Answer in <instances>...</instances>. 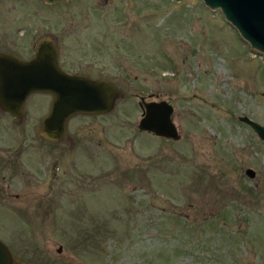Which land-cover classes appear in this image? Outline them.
Returning a JSON list of instances; mask_svg holds the SVG:
<instances>
[{
    "label": "rangeland",
    "instance_id": "1",
    "mask_svg": "<svg viewBox=\"0 0 264 264\" xmlns=\"http://www.w3.org/2000/svg\"><path fill=\"white\" fill-rule=\"evenodd\" d=\"M73 8L40 12L52 28L82 18L103 29L111 69L131 82L115 84L109 116L68 121L66 139L97 150L85 153L79 195L0 201V239L17 264H264V140L238 117L264 124V53L203 0H111V15L94 19L64 16ZM139 95L173 104L178 139L137 127ZM30 98L31 111L48 110L50 93Z\"/></svg>",
    "mask_w": 264,
    "mask_h": 264
},
{
    "label": "flooded vegetation",
    "instance_id": "2",
    "mask_svg": "<svg viewBox=\"0 0 264 264\" xmlns=\"http://www.w3.org/2000/svg\"><path fill=\"white\" fill-rule=\"evenodd\" d=\"M59 2L79 6L77 11L73 8V11L66 12L64 16L80 13L85 17L91 12L92 15H89L88 19H94L111 15V0H42L39 4L33 3L32 0H0V6L3 8L0 11V51L27 60L34 55L41 40L48 38L56 47L58 65L65 71L114 85L131 82L124 73L111 69V44H105V40L98 37L103 29L91 30L84 27L78 22L82 18L72 19L73 21L67 24L64 18H60L61 26H50V13L47 16L40 11L45 10L47 5ZM26 3L27 18H30L29 27H24L22 23L26 17V12L22 11ZM101 9L104 11H100ZM7 12H13L14 15L8 17ZM37 13L43 14H40L43 17H37ZM17 33L25 38L21 40ZM32 93L23 99L20 108L15 112L0 104V201H5L9 196H25L24 202L29 205L33 196L79 195L82 192L80 186L83 180L85 153L97 157V150L85 145L84 140L66 139L68 122L66 134L62 139L46 138L40 128L43 117L50 111L52 95L50 94L48 110L40 114L39 111L35 113L29 108ZM140 100L150 99L139 95ZM110 112L111 110L75 115L109 116ZM88 175H91L92 180L95 179L92 173L89 172ZM44 182L47 183L46 191L41 190ZM6 203L10 204V201L3 202L5 206L8 205ZM45 203L49 205L48 202ZM13 208L14 211H20L18 207Z\"/></svg>",
    "mask_w": 264,
    "mask_h": 264
},
{
    "label": "water",
    "instance_id": "3",
    "mask_svg": "<svg viewBox=\"0 0 264 264\" xmlns=\"http://www.w3.org/2000/svg\"><path fill=\"white\" fill-rule=\"evenodd\" d=\"M203 1L213 9L220 8L241 36L253 48L264 53V0ZM34 91L52 95L50 111L43 117L40 128V132L52 140L65 136L71 116L112 110L121 94L113 83H104L62 69L57 62L56 47L48 38L41 40L34 55L27 60L0 51V104L15 112L23 99ZM139 104L142 108L137 123L139 129L172 139L180 137L172 118V103L166 99H150L140 100ZM238 117L264 140V124L246 114ZM245 173L252 177L255 170L246 167ZM57 250H61V245ZM17 263L18 258L12 254L8 244L0 239V264Z\"/></svg>",
    "mask_w": 264,
    "mask_h": 264
}]
</instances>
